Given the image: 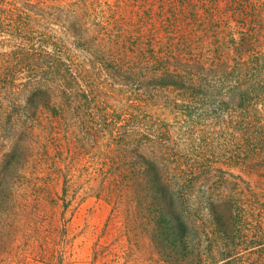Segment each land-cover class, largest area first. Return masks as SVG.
I'll list each match as a JSON object with an SVG mask.
<instances>
[{
  "label": "trees",
  "instance_id": "trees-1",
  "mask_svg": "<svg viewBox=\"0 0 264 264\" xmlns=\"http://www.w3.org/2000/svg\"><path fill=\"white\" fill-rule=\"evenodd\" d=\"M169 1L0 0V226L99 175L161 264H264V0Z\"/></svg>",
  "mask_w": 264,
  "mask_h": 264
},
{
  "label": "rangeland",
  "instance_id": "rangeland-1",
  "mask_svg": "<svg viewBox=\"0 0 264 264\" xmlns=\"http://www.w3.org/2000/svg\"><path fill=\"white\" fill-rule=\"evenodd\" d=\"M103 1L117 6L121 19L138 22L159 13L185 18L169 0ZM207 1L187 3L200 8L197 4ZM101 179L72 178L66 192L63 183L49 190L26 187L24 212L0 226V264H161L132 218L135 208L109 201Z\"/></svg>",
  "mask_w": 264,
  "mask_h": 264
}]
</instances>
